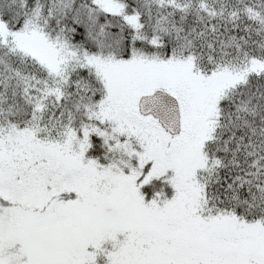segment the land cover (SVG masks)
<instances>
[{"label": "snow or ice", "instance_id": "1", "mask_svg": "<svg viewBox=\"0 0 264 264\" xmlns=\"http://www.w3.org/2000/svg\"><path fill=\"white\" fill-rule=\"evenodd\" d=\"M0 264H264V0H0Z\"/></svg>", "mask_w": 264, "mask_h": 264}]
</instances>
